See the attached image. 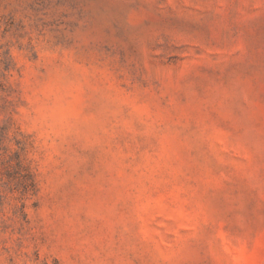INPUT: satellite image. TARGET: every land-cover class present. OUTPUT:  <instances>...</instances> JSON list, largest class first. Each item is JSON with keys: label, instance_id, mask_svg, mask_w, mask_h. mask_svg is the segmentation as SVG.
I'll use <instances>...</instances> for the list:
<instances>
[{"label": "rangeland", "instance_id": "rangeland-1", "mask_svg": "<svg viewBox=\"0 0 264 264\" xmlns=\"http://www.w3.org/2000/svg\"><path fill=\"white\" fill-rule=\"evenodd\" d=\"M0 264H264V0H0Z\"/></svg>", "mask_w": 264, "mask_h": 264}]
</instances>
